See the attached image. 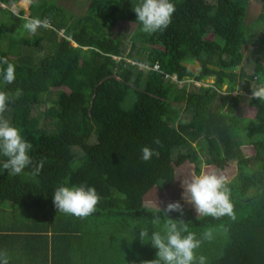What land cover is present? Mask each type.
Listing matches in <instances>:
<instances>
[{
    "label": "trees",
    "instance_id": "trees-1",
    "mask_svg": "<svg viewBox=\"0 0 264 264\" xmlns=\"http://www.w3.org/2000/svg\"><path fill=\"white\" fill-rule=\"evenodd\" d=\"M41 1L33 0L29 16L49 18L55 29H38L29 52L25 44L34 37L25 19L0 7L10 21L0 24V60L16 66L12 84L0 72V91L12 97L3 115L10 114V124L31 143L34 164L44 161L38 175L34 165L12 175L0 152V211L3 218L8 208L19 216L25 231L19 239L33 237L35 256L50 252L56 264H143L157 259L151 233L163 232L169 219L182 220L203 241L193 264L200 256L205 264H264V101L251 98L252 86L264 84V0L250 24V0H170L176 7L171 24L152 34L142 31L134 11L142 0H88L84 10ZM120 21L135 25L126 38L113 34ZM12 32L3 47L1 39ZM248 44L255 55L251 71L242 65ZM194 62L197 71L189 66ZM209 78L211 85L194 84ZM245 93L255 108L251 118L237 113ZM240 132L253 155L240 147L246 143ZM200 137L208 144L204 157L192 145ZM144 146L158 155L142 161ZM231 160L235 219L198 218L192 207L166 215L165 208L145 204L151 189L172 186L176 166L188 161L199 175L204 165L224 170ZM61 186L95 187L101 196L96 211L85 218L59 212L53 194ZM141 229L149 232L144 241ZM3 233L0 251L12 237Z\"/></svg>",
    "mask_w": 264,
    "mask_h": 264
},
{
    "label": "clouds",
    "instance_id": "clouds-1",
    "mask_svg": "<svg viewBox=\"0 0 264 264\" xmlns=\"http://www.w3.org/2000/svg\"><path fill=\"white\" fill-rule=\"evenodd\" d=\"M0 2L2 1L0 0ZM10 11L25 19L23 27L32 34H35L38 28L41 27L55 29L49 18L31 17L29 14L21 13V9L17 10V13L11 9ZM134 11L137 20L142 24V31L152 34L167 29L172 22L176 7L170 0H142L141 4L134 7ZM57 31L59 35H64L63 29ZM0 63L6 65L5 69H0L3 80L7 84H12L16 79V66L9 63L7 57L0 60ZM19 94V91H17L16 95L19 96ZM251 98L264 101V84L252 86ZM11 99L9 93L0 91V152L8 158L3 167L9 170L10 174L18 175L29 165H34L33 175H38L44 167V161L41 160L34 164L29 155L32 149L31 143L23 138L19 128L4 119L6 114L3 115V113L6 111ZM155 143L159 144L160 141L156 140ZM154 155H158L155 149L149 146L142 147V161L148 162ZM182 187L184 188L183 198L194 205L198 218L211 216L214 219H220L227 216L235 219L229 179L223 173L201 171L199 175L192 176L190 180H184ZM100 200L101 196L97 193L95 187L74 186L70 188L61 186L53 194V204L59 212L80 218L93 214ZM171 212L183 214V206L178 201L169 203L165 214ZM159 223L160 217L154 216L152 224L158 225ZM146 237H149L148 230L141 229L140 239L144 241ZM211 237V230L204 233V238L211 239ZM149 239L152 246L158 249L157 259L145 261L143 264H193L197 260L196 250L200 248L203 242L197 238L195 232L189 231L188 223L181 220L178 224L172 219L164 224L163 232L154 231ZM205 260L204 256H200L199 264H205ZM0 264H8L6 253L0 252Z\"/></svg>",
    "mask_w": 264,
    "mask_h": 264
},
{
    "label": "rangeland",
    "instance_id": "rangeland-1",
    "mask_svg": "<svg viewBox=\"0 0 264 264\" xmlns=\"http://www.w3.org/2000/svg\"><path fill=\"white\" fill-rule=\"evenodd\" d=\"M210 1L216 2V0H210ZM55 2L57 3V6H59V7L65 8V7H74V6L79 5L80 7H83V10H84L85 4L88 2V0H61V1L55 0ZM80 7H79V9H80ZM260 7H261V0H250L249 7H248L246 15H245V22L246 23L250 24L255 19V17L258 15V13L260 11ZM0 12H1V10H0ZM15 13H17V12H15ZM1 23L2 22H0V24ZM134 26L135 25L132 23L120 21L114 27L113 34L115 36H120L121 38H126L132 32ZM38 29H40V28H38ZM10 36L11 37H9V36L6 37V43L3 44V47H5V48L7 47L9 40L12 39L13 37H15V34L12 32V34ZM34 36L35 35L33 34V37ZM208 37L213 38L214 36L211 34ZM216 39H218L219 42L222 43L221 38L216 37ZM35 42H36L35 37H34V40L30 39V41L25 44L24 51L29 52L30 47L35 49L37 46V44ZM256 43H257V39L253 44L256 46L257 45ZM128 45L129 44H126V47ZM251 52H252V44H248V45H245L243 47L244 58L242 61V65L245 68H247L248 71H251L253 69L254 62H255V55L253 53L251 54ZM38 57H40V55H38ZM38 57H36V59H38ZM263 62H264V58L262 59V63ZM190 66L195 71H197L199 69V63L198 62H194ZM212 82H213V78H209L204 83L211 85ZM232 94L236 95L237 91L233 92ZM244 95H245L244 98L242 100H240V106L238 108L237 113L241 117L251 118L254 116V110L252 109V107L249 103L248 95L247 94H244ZM43 108L44 107H42L41 109H43ZM9 116H10V114L6 113V115L4 116V119L8 120ZM240 133H241V136H243V139L241 141L246 142L244 144H241L240 147H242V150L244 149V151L248 149V151L245 152L247 155H253L254 150H253L252 144L247 143V141L245 139L246 137H245L244 132H240ZM192 145L195 147V149L197 150V152L199 154H201L203 157L205 156L207 145H208L207 141L205 139L200 137L195 142H193ZM184 152H186V150H184ZM201 171L220 172V173H223L224 175H226L228 177V179H231L236 173L235 160H231L230 164L224 170H218V169L214 168L212 165H209V166L204 165L202 167ZM194 175H196L195 170H194V165L189 163L188 161L182 163L180 166H176L175 167V175H174L175 179H174V183L172 184V186H170L169 188H166L165 190H159L158 188L154 187L145 195V198H144L145 204L147 206H150V207H155V208L163 207V208L167 209V205L169 203H175L178 201L183 207H192L194 213L197 214L194 205L192 203H189L187 200H185L183 198L184 188L182 187L183 181L184 180H190L192 178V176H194ZM171 213L173 216H177L179 212H171Z\"/></svg>",
    "mask_w": 264,
    "mask_h": 264
},
{
    "label": "crops",
    "instance_id": "crops-1",
    "mask_svg": "<svg viewBox=\"0 0 264 264\" xmlns=\"http://www.w3.org/2000/svg\"><path fill=\"white\" fill-rule=\"evenodd\" d=\"M38 1L40 2L41 0H38ZM58 1H61V0H58ZM32 2H33V0H17L14 3H12L10 6L16 7V10L21 9L22 11H24V14H29V7H31ZM45 2L50 7H59V6H57V3L55 2V0H48V1L43 0V1H41L42 4H44ZM211 2H213V1H211ZM85 6H86V4H85ZM74 7H80V6L78 5V6H74ZM0 14H1L0 15V22L5 24L4 27L8 26L10 24L9 19L4 18V15L2 14V12H0ZM4 43H6V40L2 41V39H1V44L3 45ZM263 65H264V62H263ZM189 66H190V64H189ZM251 107L255 113V108L253 106H251ZM246 151H248V149L245 150V152ZM27 218H28V224L30 222L32 223L31 218H29L28 216H27ZM19 220H20V218L16 214V212L11 211L9 208H8V210H6V215L4 218H3L2 212L0 211V232L3 231L6 235L12 236L11 238L6 237L4 239V244H3L4 247L2 246V249L0 251L2 253L7 254L8 264H56L52 260V257L50 258V255H51L50 252L48 253V258H45V253L42 255V257L39 256V258L37 257L38 254L35 256L33 251H36V252H39V251H38L37 243H35V241H34L35 239L33 237H28V238L24 239L23 241H21L19 239L18 235L25 234V231L19 230V228H18L19 224L22 223ZM48 234L50 235V233H48ZM0 239H1V236H0ZM0 243H2V241H0ZM26 246H29V247L25 248ZM65 257H66V255L64 254L63 258H65ZM31 258H34V259H31ZM35 258L38 259V261Z\"/></svg>",
    "mask_w": 264,
    "mask_h": 264
},
{
    "label": "built area",
    "instance_id": "built-area-1",
    "mask_svg": "<svg viewBox=\"0 0 264 264\" xmlns=\"http://www.w3.org/2000/svg\"><path fill=\"white\" fill-rule=\"evenodd\" d=\"M0 6L1 7H3V8H9V9H11L13 12H17V10H16V7H12V6H8V5H6L5 3H3V2H0ZM52 27V26H51ZM61 34H62V32H60ZM115 59H119L120 57H118V56H113ZM141 66H143V65H141ZM155 70H160L159 69V66L157 65V64H155V66L153 67ZM163 77H164V79H166V80H171V81H173V82H176V83H178V85L180 86L182 83H183V81H178V79H177V76L176 75H168V74H164L163 75ZM187 80V79H186ZM188 81H192V80H188ZM194 84L195 85H202V84H204V85H206L204 82H202V81H194ZM246 94V93H245Z\"/></svg>",
    "mask_w": 264,
    "mask_h": 264
}]
</instances>
